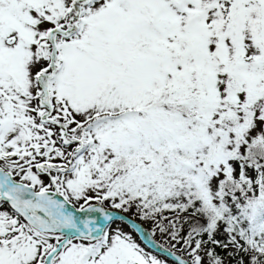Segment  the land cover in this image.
<instances>
[{"label": "snow or ice", "instance_id": "1", "mask_svg": "<svg viewBox=\"0 0 264 264\" xmlns=\"http://www.w3.org/2000/svg\"><path fill=\"white\" fill-rule=\"evenodd\" d=\"M0 264H264V0H0Z\"/></svg>", "mask_w": 264, "mask_h": 264}]
</instances>
